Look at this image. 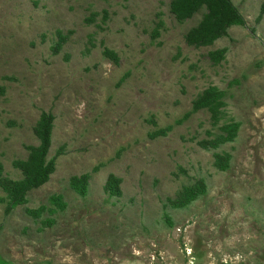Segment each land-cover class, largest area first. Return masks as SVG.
<instances>
[{"label":"rangeland","instance_id":"rangeland-1","mask_svg":"<svg viewBox=\"0 0 264 264\" xmlns=\"http://www.w3.org/2000/svg\"><path fill=\"white\" fill-rule=\"evenodd\" d=\"M230 1L242 21L194 47L204 5L0 0L2 177L44 113L54 161L20 203L0 184V263L264 264V0ZM211 88L217 118L192 111Z\"/></svg>","mask_w":264,"mask_h":264},{"label":"trees","instance_id":"trees-1","mask_svg":"<svg viewBox=\"0 0 264 264\" xmlns=\"http://www.w3.org/2000/svg\"><path fill=\"white\" fill-rule=\"evenodd\" d=\"M203 5L206 7V13L203 15L202 20L185 35V41L189 46L201 47L212 45L215 40L225 35L228 26L242 21L238 10L230 0H172L171 11L179 21H182L190 18ZM262 14H264V2L261 8ZM64 39V37L59 35L60 42L56 45V51ZM106 54L115 57L113 52L107 51ZM219 95L220 92L213 88L205 90L193 103L192 111L196 112L206 108L212 118H217L220 114L219 107L223 105L217 99ZM52 128L51 116L45 113L42 114L33 130L34 135L40 142L39 145L28 147L29 153L27 158L16 161V166L23 174V179L13 181L2 177V166L0 164V184L13 195L12 200L16 203H20L28 191L46 183L54 171V161L45 162L50 146ZM221 140L220 138L215 141L203 142V145L216 146ZM88 177L87 174L82 176L79 179V183L85 185ZM119 183L120 179L110 175L104 189L118 194ZM33 214L38 215L36 212H33ZM0 264L6 263L1 262Z\"/></svg>","mask_w":264,"mask_h":264}]
</instances>
